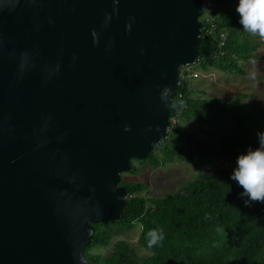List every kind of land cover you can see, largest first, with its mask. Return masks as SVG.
<instances>
[{
	"label": "water",
	"instance_id": "95a60500",
	"mask_svg": "<svg viewBox=\"0 0 264 264\" xmlns=\"http://www.w3.org/2000/svg\"><path fill=\"white\" fill-rule=\"evenodd\" d=\"M205 3L0 0V264H87L167 138Z\"/></svg>",
	"mask_w": 264,
	"mask_h": 264
},
{
	"label": "trees",
	"instance_id": "16d2710c",
	"mask_svg": "<svg viewBox=\"0 0 264 264\" xmlns=\"http://www.w3.org/2000/svg\"><path fill=\"white\" fill-rule=\"evenodd\" d=\"M225 1V8L209 18L217 30L201 34L196 64L181 69L167 138L147 159L133 160L130 172H136L134 161L149 162L156 168L176 161L193 164L196 160L236 165L240 154L259 146L257 133L264 132V116L253 117L239 98L230 103L200 98L206 94L191 85L198 80L192 77L194 70L244 74L242 61L261 59L258 51L264 46V37L243 29L236 11L239 0ZM221 33L227 36L223 46ZM174 119L195 121L205 127L208 140L177 127ZM121 186L127 189L124 213L117 221L93 225L92 243L84 253L87 264H264V203L250 202L247 206L248 197L241 195L243 188L233 183L227 172L220 171L217 178L201 175L180 192L162 199L143 197L147 188L144 183L121 181ZM138 224V244L150 254L148 257L140 259L125 240L117 241L108 257L89 254L93 247L105 246L114 233H128ZM153 230L162 234L163 240L150 247L148 233Z\"/></svg>",
	"mask_w": 264,
	"mask_h": 264
},
{
	"label": "rangeland",
	"instance_id": "374dc122",
	"mask_svg": "<svg viewBox=\"0 0 264 264\" xmlns=\"http://www.w3.org/2000/svg\"><path fill=\"white\" fill-rule=\"evenodd\" d=\"M226 6L225 0H208L207 10L204 17H212ZM260 60L241 62L240 66L244 70V74L234 72L221 73L216 70H210L207 73L195 71L198 73V80H193L191 85L193 89L203 91L205 96L200 98L214 100L220 99L224 103L233 102L239 98L246 111L253 113V117L261 118L264 116V46L258 51ZM175 125L182 130L194 134L202 141H207V129L195 121L175 120ZM136 172H128L122 174L123 183H144L147 188L142 193L147 199H162L167 196L180 192L182 187L187 183L195 180L201 175L209 178H217L220 171L228 173L233 183L236 181L231 179L236 165L224 162H213L203 164L194 161L193 164H187L183 161H176L171 164H163L159 167H153L151 163H139L134 161ZM141 234V226L138 224L132 231L128 233H114L105 246L93 247L89 254L108 257L111 255L115 243L119 240L127 241L136 251L137 256L142 259L150 254L139 247V238Z\"/></svg>",
	"mask_w": 264,
	"mask_h": 264
},
{
	"label": "clouds",
	"instance_id": "9594fccd",
	"mask_svg": "<svg viewBox=\"0 0 264 264\" xmlns=\"http://www.w3.org/2000/svg\"><path fill=\"white\" fill-rule=\"evenodd\" d=\"M236 11L244 30L264 37V0H239ZM169 92L170 88L165 89L162 98H166ZM257 139L258 147H249L237 157L231 176L243 188L241 195L248 197L245 201L247 206H250V202L264 203V132H258ZM148 236L150 247L163 240V235H157L155 230L150 231Z\"/></svg>",
	"mask_w": 264,
	"mask_h": 264
},
{
	"label": "built area",
	"instance_id": "2783aa9c",
	"mask_svg": "<svg viewBox=\"0 0 264 264\" xmlns=\"http://www.w3.org/2000/svg\"><path fill=\"white\" fill-rule=\"evenodd\" d=\"M209 18H211V17H202L201 18V23H202V26H201V34L204 32V33H213L214 31H216L217 30V27H216V25H215V23H214V21L212 20V19H209ZM208 27H207V26ZM226 38H227V36H226V34L225 33H221V35H220V45L221 46H223V45H225V42H226ZM190 67L188 66V69H189ZM187 69V70H188ZM182 72H181V76H182ZM192 77L193 78H197L198 77V75L196 74V73H193L192 74ZM175 121V119L173 120V122ZM170 130V129H169Z\"/></svg>",
	"mask_w": 264,
	"mask_h": 264
}]
</instances>
